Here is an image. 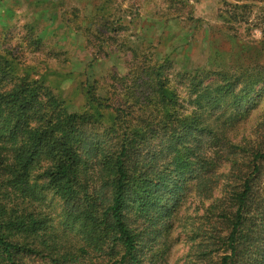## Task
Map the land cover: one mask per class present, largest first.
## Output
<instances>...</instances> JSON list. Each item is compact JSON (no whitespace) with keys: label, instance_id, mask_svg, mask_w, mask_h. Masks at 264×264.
Returning a JSON list of instances; mask_svg holds the SVG:
<instances>
[{"label":"trees","instance_id":"obj_1","mask_svg":"<svg viewBox=\"0 0 264 264\" xmlns=\"http://www.w3.org/2000/svg\"><path fill=\"white\" fill-rule=\"evenodd\" d=\"M18 65L0 51V264H166L144 242H165L190 187L211 199L218 185L211 229L188 256L194 264H264V150L225 137L261 99L263 63L173 76L165 58L117 80L124 108L89 93L91 112L81 113L44 82L19 76ZM100 108L112 118L100 128L104 146L89 140ZM224 161L229 170L216 174ZM56 199L74 244L36 206Z\"/></svg>","mask_w":264,"mask_h":264},{"label":"rangeland","instance_id":"obj_2","mask_svg":"<svg viewBox=\"0 0 264 264\" xmlns=\"http://www.w3.org/2000/svg\"><path fill=\"white\" fill-rule=\"evenodd\" d=\"M235 4L252 7L233 9ZM262 8L264 0H0V51L16 57L19 76L47 84L70 112H91L89 93L108 108H124L123 85L117 80L132 68L142 69L167 58L175 76L197 67L264 64ZM97 111L102 123L91 131L89 140L104 146L100 128L111 124L112 118L107 108ZM225 137L240 145L252 139L264 150V86L251 114L226 129ZM229 167L222 162L216 174L226 173ZM198 193L190 187L164 243L144 242L151 257L164 259L166 264L199 261L189 257V250L211 229L208 210L220 198L221 188L217 186L211 199ZM36 206L51 216L65 241H78L64 234L58 219L59 200ZM145 228L146 236H153L154 228ZM30 261L41 264L38 258Z\"/></svg>","mask_w":264,"mask_h":264}]
</instances>
